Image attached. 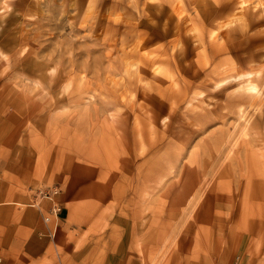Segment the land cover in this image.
Listing matches in <instances>:
<instances>
[{
    "label": "rangeland",
    "instance_id": "374dc122",
    "mask_svg": "<svg viewBox=\"0 0 264 264\" xmlns=\"http://www.w3.org/2000/svg\"><path fill=\"white\" fill-rule=\"evenodd\" d=\"M263 80L264 0H0V164L14 139L17 160L38 165L44 224L67 194L76 216L120 231V264L252 261Z\"/></svg>",
    "mask_w": 264,
    "mask_h": 264
},
{
    "label": "crops",
    "instance_id": "0c3cea01",
    "mask_svg": "<svg viewBox=\"0 0 264 264\" xmlns=\"http://www.w3.org/2000/svg\"><path fill=\"white\" fill-rule=\"evenodd\" d=\"M4 139L0 136V142ZM13 140L3 141L8 160L0 164V264H120L117 262L119 254L123 253L120 251L123 244L120 231L112 229L108 232L106 219L96 223L97 218L104 217L102 213L93 219V224L79 215L76 220V214L69 208L67 194H61L65 205L58 220L59 228L55 217L50 219L52 223L44 224L43 217L50 202L44 199L39 202V207L32 204L33 190L40 185L39 177H34L38 165L36 162L35 166L30 162L21 164L16 156L21 155L20 148L12 145ZM88 208L87 203L80 207V212L93 213L103 209L93 207L89 211ZM115 225L121 227L119 222ZM243 236H237L240 242L233 254L246 251ZM220 249L222 246L218 241L212 253L218 254ZM248 258L246 256L242 264H264V254L257 255L252 261Z\"/></svg>",
    "mask_w": 264,
    "mask_h": 264
},
{
    "label": "bare ground",
    "instance_id": "6f19581e",
    "mask_svg": "<svg viewBox=\"0 0 264 264\" xmlns=\"http://www.w3.org/2000/svg\"><path fill=\"white\" fill-rule=\"evenodd\" d=\"M238 79H243L242 86H241V91L243 93L248 94V97L250 100H252V97H259L260 92L258 88V83L255 81L254 77H251V72H242L237 74ZM264 81V80H263ZM247 121L243 124L244 127L246 126Z\"/></svg>",
    "mask_w": 264,
    "mask_h": 264
},
{
    "label": "built area",
    "instance_id": "2783aa9c",
    "mask_svg": "<svg viewBox=\"0 0 264 264\" xmlns=\"http://www.w3.org/2000/svg\"><path fill=\"white\" fill-rule=\"evenodd\" d=\"M59 210V207H57V205L55 204L54 206H52V208L50 209V213L53 214H57V211ZM49 218V217H48Z\"/></svg>",
    "mask_w": 264,
    "mask_h": 264
}]
</instances>
